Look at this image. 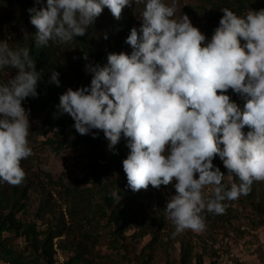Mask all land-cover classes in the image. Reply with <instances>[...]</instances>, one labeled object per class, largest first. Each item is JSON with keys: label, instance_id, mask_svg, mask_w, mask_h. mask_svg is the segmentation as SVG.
I'll return each mask as SVG.
<instances>
[{"label": "clouds", "instance_id": "clouds-1", "mask_svg": "<svg viewBox=\"0 0 264 264\" xmlns=\"http://www.w3.org/2000/svg\"><path fill=\"white\" fill-rule=\"evenodd\" d=\"M133 4L144 7L142 35L133 27L126 39L131 55L109 54L106 66L86 65L90 87L69 88L58 111L71 116L80 135L102 130L110 149L121 134L128 138L130 154L122 162L128 187L138 192L175 182L165 209L173 236L203 232L202 213L223 214L225 201L264 182V10L241 16L223 8L206 42L187 15L175 18L177 0H47L44 8L28 9L38 30L35 46L68 45L85 36L105 7L119 20ZM4 69L16 74L0 82V181L19 186L26 178L21 161L33 154L22 101L38 96L41 73L30 48L0 41ZM58 76L50 78L57 86ZM229 89L245 98L243 110L225 94ZM216 156L227 176L214 167Z\"/></svg>", "mask_w": 264, "mask_h": 264}, {"label": "rangeland", "instance_id": "rangeland-1", "mask_svg": "<svg viewBox=\"0 0 264 264\" xmlns=\"http://www.w3.org/2000/svg\"><path fill=\"white\" fill-rule=\"evenodd\" d=\"M164 2L171 4L172 0ZM143 7L142 4L125 7L119 20L105 7L91 26L94 29H87L88 37L79 43L74 39L60 46L49 73H59V81L72 90L91 81L86 65L93 61L92 44L100 45V51L105 46H114L116 38L125 40L133 27L140 28ZM225 7L243 16L249 10H264V0H245L243 5L223 4L219 0H177L175 18L187 15L208 42L219 26ZM19 14L20 8L14 0H0V41L8 42L12 48H18L19 40L28 35L17 22ZM125 50L118 47L112 52L120 54ZM15 74V69L0 70V82H6ZM225 94L243 110L244 97L231 89ZM25 111L33 154L21 161L26 178L19 187L26 188V193L20 201L23 207L15 216L21 222H30L38 239L48 236L50 230H61L60 236L52 238L49 264H75L74 256H78L77 264H264V182H254L247 196L225 201L229 211L223 216L202 213L206 223L203 232L185 230L175 236L174 225L165 214L168 200L176 194L175 182L159 189L149 185L147 190L138 192L128 187L130 204L126 217L119 219L120 226L108 217L110 209L125 206L124 198L113 195L117 191L109 183L116 173L103 165L97 167L91 156L94 150L107 152L109 141L103 131L93 129L94 138L92 133L80 135L74 123L64 124L62 134L58 135L72 144L60 145L59 140H55L58 128L53 121H46L41 111ZM249 130L243 129L245 134ZM85 138L93 139L83 142ZM121 140L123 144L128 143L123 134ZM212 162L228 175L219 156ZM210 193L211 188H206L205 194ZM108 197L112 198L111 202H107ZM6 212L0 210V218ZM87 231L89 233L84 234ZM1 237L24 255L31 252L20 231L3 230ZM45 262L40 260L37 264ZM0 264L8 263L0 260Z\"/></svg>", "mask_w": 264, "mask_h": 264}, {"label": "trees", "instance_id": "trees-1", "mask_svg": "<svg viewBox=\"0 0 264 264\" xmlns=\"http://www.w3.org/2000/svg\"><path fill=\"white\" fill-rule=\"evenodd\" d=\"M14 1L20 8V14L17 22L20 24V26L24 27L28 33L26 37L23 36L22 39L19 40L18 47L30 48V55L36 62V70L41 73V80L38 82L36 89L38 96L26 98L24 101H22V106L27 111H41L46 116V121L49 123L50 121H53L55 126L58 128L56 135L62 134L60 131H62L64 124L68 125V123L75 122L70 115L65 113L64 115L66 116L64 117L63 114H60L57 107L59 105V97L69 89L68 86L64 82H60L59 86L50 82L51 74L49 72L54 68L53 57H55L56 51H60V46L53 44L51 41H49L47 46H42L39 48L35 46V37L38 30L30 23L31 14L28 11V9L33 7H35L37 10L46 7L47 0H39V2H37V0ZM219 1H221L223 4L229 5H235L237 3H239V5H243L245 2V0ZM99 18L100 16L95 19L94 23H96ZM93 24L88 27L89 30L94 29L91 28ZM86 33H88V31H86ZM89 33H91V31ZM139 34L142 35V33ZM85 37H88L87 34L82 37H76L75 40H77L79 43ZM126 39L118 40L116 38L114 46H105L100 51L98 49L100 48V45L98 46L96 44H92L93 46L91 55L93 61L90 64L100 67L106 66L107 57L109 54H113V48L117 49L118 47H121V50L126 49L124 54L131 55L133 49L131 46V48L127 46ZM91 40L93 41V39ZM90 74L92 75V73ZM90 83L91 81L85 82L82 87H90ZM60 137L61 135L55 137V140H59L58 142L60 145L63 143H65L66 146L72 144L70 141ZM92 139L93 138H85L83 139V142L90 141ZM122 142L124 141L121 140L112 149L109 148L108 144L106 146V153L102 151L96 152L95 150L91 152V156L97 167L98 165H103L104 167H107L116 173V176L114 177L115 179L111 181L113 183H109L112 186L111 188H115L117 194L124 198L125 206L120 208L116 206L115 208L110 209L108 217L109 219L115 220V223L120 224V226H122V224L119 222V219L126 217L127 205L130 204V196L127 194L130 193V191H128L129 188L127 184V177L123 170L122 164L123 160L126 159L130 154V149L127 147V144H123ZM221 147L223 146L221 145ZM25 191L26 188L22 189L19 186H11L6 184V182L0 181V210H7L5 214H1L3 217L0 218V260H3L8 264H37L40 260H44L46 261L45 264H49L51 254L50 252L48 253V250L51 251L50 246L52 238L60 236L61 230H50L48 232V236L38 239L36 231L30 222H21L16 218L15 214L23 207V204L20 201L25 197ZM106 200L107 202H111L112 198L108 197ZM78 208H80L79 204ZM228 211L229 209L226 208L223 214L213 213V215L214 217L223 216L224 214L228 213ZM3 230L15 232L20 231V234L24 236L25 241L27 244H29L31 252L28 255H24L21 250L19 251L14 249L6 242L5 239L1 237V232ZM88 233V231L84 232V234ZM38 250H41V254H36V251ZM147 255L150 256V253ZM72 260L75 264L79 262L78 256H74Z\"/></svg>", "mask_w": 264, "mask_h": 264}]
</instances>
